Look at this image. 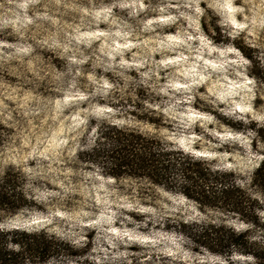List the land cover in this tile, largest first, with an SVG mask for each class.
I'll return each mask as SVG.
<instances>
[{"label":"clouds","instance_id":"1","mask_svg":"<svg viewBox=\"0 0 264 264\" xmlns=\"http://www.w3.org/2000/svg\"><path fill=\"white\" fill-rule=\"evenodd\" d=\"M0 264H264V0H0Z\"/></svg>","mask_w":264,"mask_h":264}]
</instances>
